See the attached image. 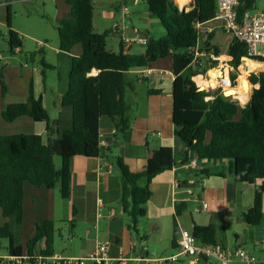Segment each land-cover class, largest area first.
I'll list each match as a JSON object with an SVG mask.
<instances>
[{
  "label": "trees",
  "instance_id": "trees-1",
  "mask_svg": "<svg viewBox=\"0 0 264 264\" xmlns=\"http://www.w3.org/2000/svg\"><path fill=\"white\" fill-rule=\"evenodd\" d=\"M70 6L69 13L57 27L60 54L66 55L71 49L81 44L82 55L71 57L68 87L62 97V106L72 111V124L56 137L52 121L42 97L34 92L30 83L29 97L26 102L7 105L2 117L6 122H14L22 116H30L37 122L47 124L50 135L47 142L39 134L0 135V207L3 216L10 221L0 227V240L8 239L10 253L20 256L21 250L13 225L22 223L24 212V185L30 182L36 186L53 189L60 186L61 195L69 199L72 190L71 163L75 156L82 155L96 158L104 154L100 142V120L110 117L119 137L129 129L125 117L127 103L125 90L126 73L133 69L148 67L151 63L169 56L173 59V123L175 126L176 146L160 147L149 151L145 169L133 172L120 156L114 158L121 180L120 209L127 216L128 227L140 242L146 240L139 228L140 219L147 215L146 205L151 198V183L160 173L171 170L176 159L182 157L180 164H187L191 157L198 160L230 161L233 175L238 183H251L264 180V71L257 76L250 75L253 85L250 87V99L240 106L222 91L212 94L207 89L201 90L193 77L205 74L194 68V50L198 46L199 34L196 23L204 24L215 18L217 0H194L195 7L190 11L180 10L174 0H146L149 12L157 17L165 29V35L148 41L144 54L119 53L107 49V39L112 31L96 33L93 25V0H65ZM256 9V0H240L238 13ZM8 26L11 27V10L8 6ZM215 33L208 35L203 43V50L208 55L221 56V50L212 44ZM9 45L22 48L19 33L9 28ZM122 45V44H121ZM32 57L36 53L30 54ZM227 55L229 64L234 67L231 74L233 87L237 82L242 59L248 57L246 44L233 37ZM264 62V56L252 58ZM42 63L48 67L44 61ZM215 64L218 60L214 61ZM259 66L260 63H259ZM215 66H212L214 68ZM99 71L97 75H91ZM2 95L7 93V86L2 80ZM252 93V95H251ZM213 98L207 100V97ZM55 157L61 158L59 168ZM264 182L256 186L254 207L251 213L243 214V220L253 226H259L263 219ZM186 208V204L176 206L174 217V236L172 246L177 247L180 235L177 218ZM13 225H12V223ZM55 223L46 220L37 226L35 236L29 241L30 255L41 241L45 249L41 256L54 255ZM192 233L202 243L216 244L225 242L219 236L218 226L195 225ZM27 264H37L31 257Z\"/></svg>",
  "mask_w": 264,
  "mask_h": 264
},
{
  "label": "crops",
  "instance_id": "crops-1",
  "mask_svg": "<svg viewBox=\"0 0 264 264\" xmlns=\"http://www.w3.org/2000/svg\"><path fill=\"white\" fill-rule=\"evenodd\" d=\"M13 0H0V28H6V32L0 29V36L8 43L9 28L19 33L22 40V48L13 49L9 43L11 59L0 53V135L13 134H39L47 142L50 135L47 132L45 122H37L30 116H22L14 122H6L2 117L4 108L13 103L26 102L29 97L30 83L37 97H42L43 104L48 110L52 121H58V126H53L56 137L64 130L69 129L72 124V111L62 106V97L68 87V81L62 84L61 79L49 80L53 70L59 66L40 59L37 55L38 48L33 52L29 47L28 40L37 43L38 47L46 45L36 41L31 35H25L16 27L11 18V27L8 26V6L11 9ZM134 5L140 7L136 12H129L130 18L135 14V22H132L134 37L124 36L123 23L118 25L116 32H121V40L118 50L107 49L114 53L123 50L129 54H144L147 44H126V39H159L165 35V31L157 33L154 37L150 28L139 27L138 20L151 22L153 16L148 9L146 0H134ZM175 4L180 10L190 11L195 7L194 0H187L186 4ZM127 0H125V4ZM143 3V4H142ZM146 5L144 6V4ZM61 20L70 11V6L62 0ZM128 7L125 5L123 15ZM254 11L264 12V0H256ZM128 17V18H129ZM127 18V17H126ZM94 30L95 23L93 22ZM116 24H114L115 26ZM210 26V27H209ZM202 29L206 33L199 39L198 48L200 55H205L203 43L208 35L215 33L212 44L217 45V32L228 33L214 20L204 23ZM96 32V30H95ZM99 33V32H96ZM24 37V36H23ZM233 39L231 35L230 43ZM122 44V45H121ZM135 45L142 46L141 48ZM230 45V44H229ZM145 46V47H144ZM218 46V45H217ZM134 47L136 49H134ZM221 56L227 55L228 48ZM136 50L137 53H133ZM59 51V49H58ZM31 53H36L33 57ZM58 53V52H57ZM81 44L75 45L71 52L62 56V61L70 64L71 57L82 55ZM220 56V57H221ZM220 57L219 58L220 60ZM44 63L48 66L45 67ZM222 61V60H221ZM254 71H264V62H259ZM230 72V70H228ZM99 71L91 75H97ZM250 73V72H249ZM69 77V76H68ZM249 79V77H248ZM7 86V93L2 95V84ZM127 87L125 100L127 112L125 117L129 121V129L124 136L119 137L113 120L103 116L100 120V142L105 149L104 154L96 158H88L82 155L75 156L71 163L72 190L69 199L61 195L60 186L49 189L45 186H36L30 182L24 185V212L22 223L13 225L12 231L17 236L21 255L17 257H39L45 249V242H39L30 255L29 241L35 236L37 226L46 220L55 223L54 254L64 257L78 258L84 256L97 247L98 242L108 241L110 243V264H120L122 259L126 264H166L163 263L176 251L172 246L174 236V217L176 206L186 204L182 215L177 218L179 229L192 231L195 225L207 226L215 224L220 232L227 233L233 226L241 227L242 234L234 233V244H239L254 254H261L260 244L264 242V199L263 219L259 226L247 224L243 220V214L251 213L254 207L256 186L264 180H254L251 183H238L233 175V167L230 161L225 160H198V156L191 157L187 164H180L182 157L176 159V165L171 169L157 175L151 183L152 195L146 205L147 215L139 222L141 235L146 240L140 242L128 227L127 216L120 209L121 180L119 171L115 166L114 158L120 156L124 159L129 169L133 172H141L145 169L149 151L160 147L176 146L175 126L173 123V83L175 75L173 72V59L171 56L159 59L142 69H133L126 73ZM250 85L248 87V99H250ZM259 85H255L258 88ZM253 92V90H252ZM252 95V93H251ZM54 106V115L48 106ZM57 168L61 165L55 157ZM195 180L201 186H195L194 197L208 203V209L199 211L201 203L199 200L184 201L187 197L186 190L189 181ZM180 183L178 189L175 182ZM10 220L3 216L0 207V227ZM223 239V237H221ZM227 242V239L225 240ZM165 248L160 253L159 248ZM12 255L9 249L8 239L0 240V256ZM86 264H95L88 261ZM170 264V263H168ZM174 264V263H173ZM200 264H217L215 262H202ZM241 264V263H234Z\"/></svg>",
  "mask_w": 264,
  "mask_h": 264
},
{
  "label": "built area",
  "instance_id": "built-area-1",
  "mask_svg": "<svg viewBox=\"0 0 264 264\" xmlns=\"http://www.w3.org/2000/svg\"><path fill=\"white\" fill-rule=\"evenodd\" d=\"M239 7L240 0H217V11L213 20L218 22L228 34L232 35L240 42L246 44L248 57H244L242 60H253L252 58H255L257 56H264V12L246 11L242 16H240L238 13ZM130 14L131 13L128 11V9H126L124 16L128 18ZM195 26L200 39V36L206 33V31L202 29L203 24L196 23ZM114 28V32H116L118 24H116ZM125 43L147 44L148 40L136 38L126 39ZM260 48H262V50H260ZM198 51L199 48L197 46V48L194 50L195 59L193 62L195 64L198 62L199 56H201ZM206 56L213 62L218 60L221 63V60H219V58H217L213 54L208 55L206 53ZM225 63L226 66H229L228 61H226ZM211 64L212 62L209 63L210 68L215 69L216 67L212 68ZM226 66H220L221 71L224 72V76L218 78L220 82L218 87H220V89H225L226 87L233 86L231 74L234 72V67L230 66L231 71L229 72V77H227ZM195 77H193L194 81ZM212 98L213 97L210 96L206 99L210 100ZM187 186V197L184 199V201H189L192 199L194 200L195 197L193 189L195 186H201V184L197 183L195 180H191L189 181ZM179 187L180 183L176 181L175 188L178 189ZM195 199L199 200L198 198ZM199 201L201 205L198 210H207L209 207L208 203L204 200ZM260 246L261 254L257 255L239 244L229 245L226 242H218L216 244L202 243L197 240L192 231L181 229L180 235L177 239V247L175 248L176 253L173 256L169 257L167 260H164L163 263L168 264L187 261L188 264H200L202 262H215L217 264H264V242H262ZM109 251L110 243L108 241H100L98 242L97 247L94 251L78 258L64 257L60 254H54L51 256H39L33 258L37 259V264H86L88 261H92L95 264H110ZM30 258L31 257L23 258L14 255L0 256V264H27V261ZM120 264H126V260L122 259L120 261Z\"/></svg>",
  "mask_w": 264,
  "mask_h": 264
},
{
  "label": "rangeland",
  "instance_id": "rangeland-1",
  "mask_svg": "<svg viewBox=\"0 0 264 264\" xmlns=\"http://www.w3.org/2000/svg\"><path fill=\"white\" fill-rule=\"evenodd\" d=\"M134 0H127V3L125 4V0H93V6H94V17L93 22L95 23V30L99 33H104L105 31H112L110 36L107 39V42L109 44V49H115V51L118 50V44L119 41L122 39L121 32H114V24H121L123 23L124 27V36H128L130 38L134 37L132 25V22H135V14H132L131 18H126L123 15V7L126 5L128 10L130 12H136L139 10L140 7H136L134 5ZM11 4V18L14 23V25L18 28H20L23 31L22 39H26L25 35H31L36 39V41H41L43 43H46V45H43L42 47H38L37 43L31 40H28V45L30 48L36 50L38 48L37 55L40 56V59H46L48 62L54 64L58 68L56 70H53L52 76H49V80L61 79L62 84L65 86V82L68 81L69 71L71 62L69 65L65 63V61H62V54H60L59 45V35L57 31V27L59 26V19L62 13V8L64 5H62V0H13ZM143 4V3H142ZM146 3L144 4V6ZM151 22L147 23L142 20H138L139 27L143 29L150 28L153 30L152 35L154 37H158L157 33L160 31H165L162 23L160 20L155 17L151 16ZM2 29V32H6V28H0ZM6 38L4 36H0V53L4 54L6 56V59H11L12 56L10 55L9 51V45L4 40ZM231 40L230 34H224L222 31L217 32L216 37V43L218 46L222 47L223 51H226V49L229 47ZM138 48H141L142 46L135 45ZM145 47V46H144ZM134 49H136L134 47ZM262 50V48H260ZM58 52V53H57ZM133 53H137L136 50H133ZM256 61V60H255ZM212 62L211 66H215L217 70H220V66L225 67L226 61L220 63L218 61L217 64H215L213 61L209 60L208 57L205 55H201L198 58V62L194 65L195 69H198L200 67V71H203L206 69V73L203 74L205 78H208V72L209 70H212L210 68L209 63ZM244 62H242L243 64ZM221 64V65H220ZM241 64V65H242ZM240 65V66H241ZM229 66H226V68L229 70ZM231 71V69H230ZM239 73L240 70L238 69ZM254 71V70H253ZM248 73L247 77H250L251 73L253 76H257L261 70H257L255 72ZM222 75L223 72L221 71ZM239 77V76H238ZM241 81H242V73H241ZM238 82V78H237ZM197 84V83H196ZM198 85V84H197ZM241 85V84H240ZM251 87V86H250ZM202 89L203 86H200ZM255 88V85H252V90ZM208 91H210L212 94H215L217 92L222 91L224 94L226 92L224 89H220V87H217L216 89L208 88ZM234 101H237L240 106V102L235 99L234 97L230 96ZM50 112L52 115H54V106H48ZM58 162L60 163L61 158L57 157ZM141 220V219H140ZM264 224V222H263ZM234 233L242 234L241 227L239 226H233L230 230L227 231V233L220 232L219 236L223 237V239H227V242L229 245L234 244L235 235ZM159 252H165V248L160 247ZM173 264V263H170ZM174 264H188L187 261H182L180 263H174Z\"/></svg>",
  "mask_w": 264,
  "mask_h": 264
},
{
  "label": "bare ground",
  "instance_id": "bare-ground-1",
  "mask_svg": "<svg viewBox=\"0 0 264 264\" xmlns=\"http://www.w3.org/2000/svg\"><path fill=\"white\" fill-rule=\"evenodd\" d=\"M186 1L187 0H178V3H181L182 5H184L186 4ZM227 59L228 57L226 56L220 57V60H222V62L227 61ZM242 62L244 63L239 67L240 73H239V78H238V81L241 84L240 87L239 88H235L233 86L226 87L224 91L226 92L227 96H232L235 99H237L241 105H245L248 99V93H249L248 87H249V82H250V78L248 79L247 75L249 71H253L259 66V62L255 60H251V59H244L242 60ZM241 73H242V81H241ZM226 75L227 77H229V71L227 68H226ZM208 76H209L208 78H205L203 75H199L195 77V81L199 82L200 86H203L202 90H205L208 88L216 89L220 84L218 78H220L221 76H224V72L222 75L220 70L212 69V70H209Z\"/></svg>",
  "mask_w": 264,
  "mask_h": 264
},
{
  "label": "water",
  "instance_id": "water-1",
  "mask_svg": "<svg viewBox=\"0 0 264 264\" xmlns=\"http://www.w3.org/2000/svg\"><path fill=\"white\" fill-rule=\"evenodd\" d=\"M250 83L252 84V82H251V80H250ZM253 85V84H252ZM202 90V89H201ZM225 96H227L226 94H225ZM229 97V96H228Z\"/></svg>",
  "mask_w": 264,
  "mask_h": 264
}]
</instances>
